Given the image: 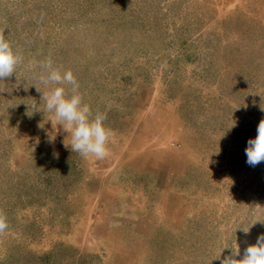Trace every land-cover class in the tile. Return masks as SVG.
I'll return each mask as SVG.
<instances>
[{"label":"rangeland","instance_id":"rangeland-1","mask_svg":"<svg viewBox=\"0 0 264 264\" xmlns=\"http://www.w3.org/2000/svg\"><path fill=\"white\" fill-rule=\"evenodd\" d=\"M0 30L23 56L0 80V264H221L256 244L264 0H0ZM48 59L106 113L103 159L43 113Z\"/></svg>","mask_w":264,"mask_h":264},{"label":"clouds","instance_id":"clouds-1","mask_svg":"<svg viewBox=\"0 0 264 264\" xmlns=\"http://www.w3.org/2000/svg\"><path fill=\"white\" fill-rule=\"evenodd\" d=\"M22 61L23 56L19 49L14 48L0 30V80L12 77ZM41 68L39 82L45 87L50 85L52 87L50 91L42 94L40 105L44 108L43 113H53L55 121L63 127L64 132L70 134L71 143L64 142L65 147L85 158L106 157L108 144L113 135L105 123L106 113L93 114L90 106L83 102L78 91L79 84L71 70L62 72L59 68L53 67L51 59L42 62ZM66 86L70 87L66 89ZM36 90L40 92L38 87ZM261 110L264 111V107H261ZM245 154L247 164L252 167L264 162V119L259 122L256 137L248 140ZM8 228L7 217L0 210V234ZM240 256L238 246L231 255L224 257L221 264H264V234L258 237L255 245L246 248L242 258L237 259Z\"/></svg>","mask_w":264,"mask_h":264}]
</instances>
